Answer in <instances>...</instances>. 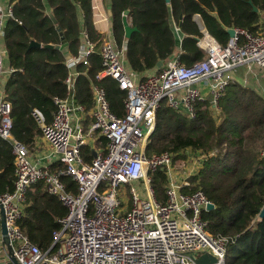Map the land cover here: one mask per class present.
Returning <instances> with one entry per match:
<instances>
[{
  "label": "built area",
  "instance_id": "2783aa9c",
  "mask_svg": "<svg viewBox=\"0 0 264 264\" xmlns=\"http://www.w3.org/2000/svg\"><path fill=\"white\" fill-rule=\"evenodd\" d=\"M93 8V7H92ZM13 17L11 0H0V137L11 144L14 181L11 190L0 194L6 235L12 255L19 264H196L190 254L208 253L224 264L227 237L208 230L202 215L212 203L201 189L189 187L188 177L178 181L171 176L172 153L146 152L155 126L156 111L162 102L175 110L184 109L194 117L196 105L211 96L217 102L229 82L236 81L238 68L245 78H258L264 70V19L255 31L229 27L234 35L220 44L207 33L197 39L205 56L189 65L180 63L179 54L170 57L160 70L137 77L123 59V49L110 38L101 40L98 54L101 68L91 82L92 104L76 99V81L95 52V42L86 32L76 54H67L64 64L65 94L54 96L55 111L48 123L39 109H32L40 134L48 146L49 162L33 159L29 148L11 135L12 104L1 84L13 71L5 67V25ZM114 79L125 91L123 114H115L101 85ZM87 121V125L82 122ZM101 138L105 143L95 149ZM89 146L90 160L82 154ZM264 157V144L260 148ZM53 165V168H50ZM166 174L165 200L156 198L152 173ZM69 177L75 190L68 189ZM42 182L47 193L66 207L52 233V244L41 249L22 231L19 220L26 204L28 188ZM9 257V254H8ZM1 258V255H0ZM10 258V257H9ZM0 264H7L0 259Z\"/></svg>",
  "mask_w": 264,
  "mask_h": 264
},
{
  "label": "trees",
  "instance_id": "16d2710c",
  "mask_svg": "<svg viewBox=\"0 0 264 264\" xmlns=\"http://www.w3.org/2000/svg\"><path fill=\"white\" fill-rule=\"evenodd\" d=\"M11 2L13 17L6 21L4 46L7 66L13 71L4 90L12 104L11 135L31 147L40 134L31 111L39 109L45 121H51L56 108L53 97L65 94L63 81L68 71L64 58L77 53L83 31L95 42V52L88 66H78L83 73L76 81V99L91 105L90 82L101 68L98 49L102 36L93 25L91 0ZM109 6L118 45L124 36V11H128L131 26L136 28L127 39L126 57L137 72L155 67L175 50L171 16L184 33L178 59L185 65L205 56L197 46L203 33L195 15L220 44L229 39L228 27L255 31L264 19V0H109ZM57 26L66 41L63 49L55 47L61 42ZM33 40L41 46H31ZM101 85L111 110L122 115L125 91L111 78L102 80ZM217 108L213 109L211 96H207L190 117L184 109L175 110L162 102L146 152L167 150L173 161L185 159L183 152L187 149L204 154L198 170L188 177L190 186L182 190L201 189L214 204L202 217L208 221L211 233L228 239L224 264H264V217H258L264 205V157L260 155L264 144V95L250 84L232 81L219 97ZM82 154L86 160L92 158L87 148ZM12 161L11 144L0 137V194L13 187ZM166 180L163 169L152 173V187L161 202L165 200ZM63 181L69 190H75L69 177H63ZM26 198L20 228L33 243L47 249L66 207L46 192L42 182L31 185Z\"/></svg>",
  "mask_w": 264,
  "mask_h": 264
},
{
  "label": "crops",
  "instance_id": "0c3cea01",
  "mask_svg": "<svg viewBox=\"0 0 264 264\" xmlns=\"http://www.w3.org/2000/svg\"><path fill=\"white\" fill-rule=\"evenodd\" d=\"M91 3H92V7H93L92 8L93 25H94L95 29L97 30V32L99 34H101V36H102L101 37V40H103L105 38H110L117 48H122L123 49V59H124L125 65L132 72H134L137 75V77L140 78V77H143V76H146V75H149V74H152V73H155V72L159 71L160 68H161V66H163L170 57L175 56V55H177V54L180 53V51H181L180 50V48H181V41H182V38L184 36V33H182L179 30V28L174 23L173 17L171 16V23H172L173 28H174L175 39H176V47H175V50L173 51V53L170 55V57L168 59H166L165 61H160L161 62L160 65L157 64L153 68L146 69V70H144L142 72H137V71L133 70L130 67V65L128 63V60H127V57H126V43H127V39L128 38H126L125 36H123V41L121 42L120 45H118L116 43L115 39H114L113 29H112V21H111V14L109 15V10L111 12V8L109 6V0H91ZM194 19L198 23V25L200 26V30L203 33L202 37L204 36L205 33H207L209 36H211L206 31V28L204 27V24H203L200 16L199 15H195L194 16ZM126 20L130 24V26H131L130 17L128 16V14L126 16ZM212 38H214V37H212ZM203 53H204V51H203ZM259 70L261 71V74L258 75V78H256L255 81H251L250 79H248V84H249V82L250 83L251 82L256 83V86L255 87L259 90V92H261L264 95V70H261V69H259ZM245 77H246L245 76V69L243 67L238 68V70H237V72L235 74L236 81L242 80V78H245ZM91 82H90V87H91ZM4 85H5V82H3L1 84V89H4ZM90 90H91V88H90ZM91 100H92V98H91ZM91 104H92V102H91ZM84 105H86V104H84ZM90 106H87V107H90ZM82 125H85L86 126L87 125V121H85V122L83 121L82 122ZM104 143H105L104 139L101 138V140H98L95 143V149L96 150L99 149L101 146L104 145ZM28 148H29V153H30V155H31V157L33 159H35L36 161H38L40 163H43V164H46L47 162H49V159L46 156V154L48 153V146L45 144V142L41 139L40 136H36L35 139H34L33 145L31 147H28ZM83 148H87L88 151L91 152V155L92 156L94 155V152L95 151H93L91 148H89V146L86 145ZM83 148H82V150H83ZM50 168H53V165H50ZM177 180L180 181L179 178H177ZM0 255H1V258L0 259L6 261L7 264H14L11 261V259L8 257L7 246L5 245V243L2 240L1 230H0Z\"/></svg>",
  "mask_w": 264,
  "mask_h": 264
},
{
  "label": "water",
  "instance_id": "95a60500",
  "mask_svg": "<svg viewBox=\"0 0 264 264\" xmlns=\"http://www.w3.org/2000/svg\"><path fill=\"white\" fill-rule=\"evenodd\" d=\"M166 2H169V0H165ZM250 1V0H249ZM253 11H257V7L253 6ZM111 14L110 10H109V15ZM128 14V11H124L123 14H122V23H123V28H124V36L126 38H129L132 31L135 30L136 28L135 27H131L130 24L127 22L126 20V16ZM57 30L59 32V35L61 37V42L57 45H55L56 48L58 49H63L65 46H66V41L62 35V31H61V28L59 26H57ZM227 33L229 35V37H232L234 35V29L233 28H228L227 29ZM31 46H41V44L39 42H36V41H31L30 43ZM47 47H51L53 45H50V44H47L46 45ZM161 62H158V65H160ZM207 208L208 209H213L214 208V204L213 203H209L207 205ZM258 217L259 218H262L264 217V205L262 206V208L260 209L259 213H258ZM0 228H1V235H2V240L3 242L5 243V245L7 246V250H8V254H9V257L11 259V261L14 263V264H19L16 259L14 258V256L12 255V248L10 246V243H9V239L6 235V226H5V219H4V214H3V209L2 207L0 206ZM190 258L196 263V264H217V259L208 254V253H202L200 254L199 256H194L192 254L189 255Z\"/></svg>",
  "mask_w": 264,
  "mask_h": 264
},
{
  "label": "rangeland",
  "instance_id": "374dc122",
  "mask_svg": "<svg viewBox=\"0 0 264 264\" xmlns=\"http://www.w3.org/2000/svg\"><path fill=\"white\" fill-rule=\"evenodd\" d=\"M6 66H7V63L5 61V67ZM256 71L258 72V75L261 74V71L259 69H257ZM248 79L249 77L247 78V80ZM249 84L250 86H253V85L254 87L256 86V83L254 82H251V83L249 82ZM183 154H185V159L177 158L175 161L172 160V166H171L172 168L171 176L173 178L177 177L181 181L184 178H187L190 175L194 174L196 170H198V168L200 167V162H201L200 160H202L204 157V154H202L200 151H192L190 149L185 150Z\"/></svg>",
  "mask_w": 264,
  "mask_h": 264
}]
</instances>
